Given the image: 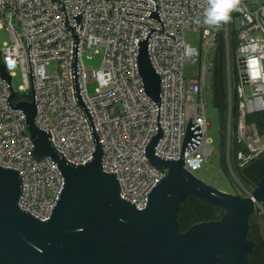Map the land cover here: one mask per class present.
<instances>
[{"label":"built area","instance_id":"built-area-1","mask_svg":"<svg viewBox=\"0 0 264 264\" xmlns=\"http://www.w3.org/2000/svg\"><path fill=\"white\" fill-rule=\"evenodd\" d=\"M58 1L63 2L65 13L63 4L54 0H0V30L10 38L0 44V61L11 81L21 70L24 83L19 91L27 95L32 91V100L34 83L37 127L50 132L53 147L65 160L83 166L93 159L96 145L76 99L73 36H80V97L103 148V170L116 175L121 198L143 210L150 193L165 177L164 170L147 156L149 145L160 133L155 155L177 160L190 118L197 122L201 141L184 153L185 169L194 176L213 153L204 93L216 70L209 53L216 49L228 24L216 28L203 23L206 0ZM82 13L77 26L74 16ZM234 16L239 32L235 90L239 120L234 144L240 148L234 149L233 157L237 171L264 155V137L258 132L247 136V117L264 111V0H242L241 10ZM65 19L66 26L75 27L73 35ZM188 34L197 37L199 47L186 40ZM144 41L161 78L159 105L147 96L139 74L138 55ZM100 52L101 68L86 67L84 57ZM187 64L198 68L194 77L186 78ZM92 82L97 87L90 94L87 86ZM11 88L14 90L0 76V166L21 174L19 208L47 221L64 187V177L51 158L34 154L27 118L13 107L23 100L14 101V90L10 102Z\"/></svg>","mask_w":264,"mask_h":264},{"label":"water","instance_id":"water-1","mask_svg":"<svg viewBox=\"0 0 264 264\" xmlns=\"http://www.w3.org/2000/svg\"><path fill=\"white\" fill-rule=\"evenodd\" d=\"M83 13L74 16L77 26ZM64 22L66 26V19ZM66 27L72 28L73 35L75 27ZM73 37L76 99L88 120L95 153L90 162L76 166L55 150L50 132L36 125L32 75L34 99L20 101L13 107L22 110L27 118L34 154L51 158L65 183L49 220L42 221L29 210L19 208L23 194L19 171L0 166V264H250L248 255L253 244L248 240L249 220L256 204L264 201V182L252 196L241 197L217 189L187 171L184 153L195 149L202 137L200 126L190 118L180 159L165 160L155 155L162 133L148 147L150 162L163 169L165 177L150 193L147 207L138 210L123 200L116 175L103 170V148L80 97V36ZM138 67L147 96L159 105L161 78L150 61L147 41L140 44ZM0 76L11 87V78L1 61ZM11 92L10 102L15 98L12 88ZM190 197L217 208L222 218L182 231L179 214Z\"/></svg>","mask_w":264,"mask_h":264},{"label":"rangeland","instance_id":"rangeland-1","mask_svg":"<svg viewBox=\"0 0 264 264\" xmlns=\"http://www.w3.org/2000/svg\"><path fill=\"white\" fill-rule=\"evenodd\" d=\"M237 20H235L234 12L230 23L220 33V38L216 49L209 53V57L214 60L215 76L209 78L207 81V88L205 89L204 98L207 104V116L211 121V128L209 129V138L214 147L212 155L209 156L207 162L201 170L196 172L198 179H201L209 185L220 189L224 192L233 193L234 190L240 192L243 196V191L240 188V180L238 172L234 164V149L235 138L237 137V99L235 90L238 85V70L236 64V57L239 46V32L237 30ZM195 35H187L186 40L194 46L199 47ZM10 38L5 30H0V44L9 42ZM103 62V53L91 54L84 57V64L86 67H91L94 70L100 69ZM54 70V66H53ZM198 72L196 66L187 64L185 67L186 78L194 77ZM23 77L21 70L15 72L12 79V86L16 92V99L14 100H32V91L29 94H22L19 87L23 85ZM97 84L95 82L89 83L87 88L90 94L94 93ZM248 124V123H247ZM250 128L247 136L258 132L264 137L256 124H248ZM257 131H256V130ZM192 205V202L190 203ZM191 207V206H189ZM215 213V212H214ZM210 218H215V213ZM197 224V223H196ZM193 226V225H192ZM190 226H187L188 230Z\"/></svg>","mask_w":264,"mask_h":264},{"label":"flooded vegetation","instance_id":"flooded-vegetation-1","mask_svg":"<svg viewBox=\"0 0 264 264\" xmlns=\"http://www.w3.org/2000/svg\"><path fill=\"white\" fill-rule=\"evenodd\" d=\"M240 188L243 196H252L254 191L264 182V155L255 159L243 169H237ZM232 194L241 195L234 190ZM215 209L216 217L214 221L222 218L221 211ZM248 240L252 242L253 247L248 255L250 264H264V201L257 203L255 211L249 220Z\"/></svg>","mask_w":264,"mask_h":264},{"label":"trees","instance_id":"trees-1","mask_svg":"<svg viewBox=\"0 0 264 264\" xmlns=\"http://www.w3.org/2000/svg\"><path fill=\"white\" fill-rule=\"evenodd\" d=\"M247 123L256 124L258 126L259 131L263 134L264 133V111L250 114L247 117ZM191 202H192V205H190ZM214 212H215L214 207L209 206L194 197H190L188 201H186L182 205V209L179 214V222H180L182 231H186L184 230V228L186 229L187 226H190V225L192 226V225H195L196 223L214 221V218H210L211 216H213Z\"/></svg>","mask_w":264,"mask_h":264},{"label":"clouds","instance_id":"clouds-1","mask_svg":"<svg viewBox=\"0 0 264 264\" xmlns=\"http://www.w3.org/2000/svg\"><path fill=\"white\" fill-rule=\"evenodd\" d=\"M241 3L242 0H206L203 23L216 28L230 23L232 13L241 10Z\"/></svg>","mask_w":264,"mask_h":264}]
</instances>
